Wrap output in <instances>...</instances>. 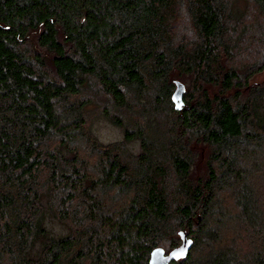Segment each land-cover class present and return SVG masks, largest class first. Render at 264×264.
Masks as SVG:
<instances>
[{
  "label": "trees",
  "instance_id": "16d2710c",
  "mask_svg": "<svg viewBox=\"0 0 264 264\" xmlns=\"http://www.w3.org/2000/svg\"><path fill=\"white\" fill-rule=\"evenodd\" d=\"M179 231L173 264H264V0H0V264H149Z\"/></svg>",
  "mask_w": 264,
  "mask_h": 264
},
{
  "label": "water",
  "instance_id": "95a60500",
  "mask_svg": "<svg viewBox=\"0 0 264 264\" xmlns=\"http://www.w3.org/2000/svg\"><path fill=\"white\" fill-rule=\"evenodd\" d=\"M184 91V85L181 82L177 81L176 89L172 96V100L177 110H181L184 107ZM179 236L182 240V243L179 247L171 250L168 253H166L165 250L161 247L155 248L151 252L149 264H173V261H177L180 258L186 257L192 247L193 241L188 237L186 231H179Z\"/></svg>",
  "mask_w": 264,
  "mask_h": 264
},
{
  "label": "rangeland",
  "instance_id": "374dc122",
  "mask_svg": "<svg viewBox=\"0 0 264 264\" xmlns=\"http://www.w3.org/2000/svg\"><path fill=\"white\" fill-rule=\"evenodd\" d=\"M249 54H247V56L245 57L244 62L250 61L251 59H253L255 57L254 53L253 54L251 53L250 55ZM261 78L262 77H258L259 80ZM99 106H100V112H101V110H102L101 104ZM91 109H92V111L94 113V117H95L93 125H92V130H93L94 134L100 139V141H102L104 143H110V142L122 140L123 129L121 127H118L117 125L111 123L101 113H99V107L97 105H95V106L92 105ZM128 118H129V116L127 117V119ZM136 150H137V148H136ZM226 194H228V193H226ZM227 199H229V198H227ZM230 201H232V200L229 199L228 202H230ZM168 245H169V241L166 240L164 242V245H162V247L167 250Z\"/></svg>",
  "mask_w": 264,
  "mask_h": 264
}]
</instances>
